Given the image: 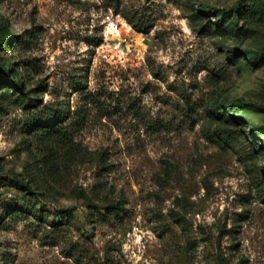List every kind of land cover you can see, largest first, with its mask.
I'll return each mask as SVG.
<instances>
[{"label": "rangeland", "instance_id": "1", "mask_svg": "<svg viewBox=\"0 0 264 264\" xmlns=\"http://www.w3.org/2000/svg\"><path fill=\"white\" fill-rule=\"evenodd\" d=\"M263 48L264 0H0V264H264Z\"/></svg>", "mask_w": 264, "mask_h": 264}, {"label": "trees", "instance_id": "2", "mask_svg": "<svg viewBox=\"0 0 264 264\" xmlns=\"http://www.w3.org/2000/svg\"><path fill=\"white\" fill-rule=\"evenodd\" d=\"M246 53L248 55H250V54L253 55L254 54V55H256V58L258 59V58H260L259 56H264V48L263 49H258V50L249 49V50H246ZM6 81L9 82L10 79L6 78ZM62 129H63L62 126L59 127V126L53 125L50 128V131L55 132V133H61Z\"/></svg>", "mask_w": 264, "mask_h": 264}]
</instances>
